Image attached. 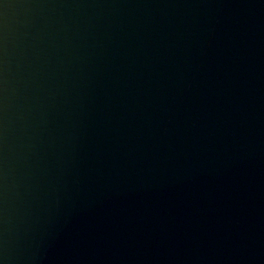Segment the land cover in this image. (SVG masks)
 Returning <instances> with one entry per match:
<instances>
[{"label":"water","instance_id":"1","mask_svg":"<svg viewBox=\"0 0 264 264\" xmlns=\"http://www.w3.org/2000/svg\"><path fill=\"white\" fill-rule=\"evenodd\" d=\"M0 264H264V0H0Z\"/></svg>","mask_w":264,"mask_h":264}]
</instances>
